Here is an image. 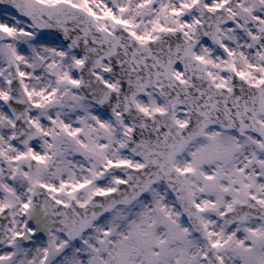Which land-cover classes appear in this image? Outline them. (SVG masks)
Here are the masks:
<instances>
[{"label":"snow or ice","instance_id":"snow-or-ice-1","mask_svg":"<svg viewBox=\"0 0 264 264\" xmlns=\"http://www.w3.org/2000/svg\"><path fill=\"white\" fill-rule=\"evenodd\" d=\"M0 264H264V0H0Z\"/></svg>","mask_w":264,"mask_h":264}]
</instances>
